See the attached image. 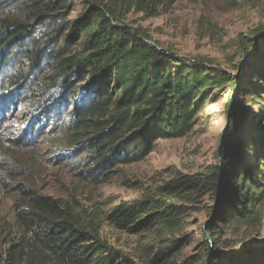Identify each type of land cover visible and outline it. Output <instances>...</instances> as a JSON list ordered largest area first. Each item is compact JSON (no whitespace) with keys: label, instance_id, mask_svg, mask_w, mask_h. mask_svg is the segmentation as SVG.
Instances as JSON below:
<instances>
[{"label":"trees","instance_id":"16d2710c","mask_svg":"<svg viewBox=\"0 0 264 264\" xmlns=\"http://www.w3.org/2000/svg\"><path fill=\"white\" fill-rule=\"evenodd\" d=\"M84 1L87 7L73 18L72 0H0V130L26 107L22 136L30 141L46 131L51 149L68 153L58 157L75 159L81 179L101 185L114 169L142 161L158 142L187 136L215 93L229 89L232 130L243 121L252 125L240 133L248 145L233 138L239 144L229 147L230 131L211 181H171L141 201L120 204L107 220L130 234L172 231L182 216L174 203L191 202L206 189L223 204L221 218L207 225L211 246L222 234L218 223L229 229L252 224L264 204V29L240 43L247 61L240 81L203 59L170 53L145 30L123 22L131 13L158 17L177 0ZM236 94L261 102L257 123L232 111ZM229 159L231 171L224 162ZM255 161L262 170L254 169ZM18 188L12 208L21 240L7 248L0 240V264L33 262L35 252L52 264H134L63 200L40 195L28 182ZM180 242L160 250L153 263L173 257ZM258 252L264 264V247ZM206 264L255 263L242 252L214 247Z\"/></svg>","mask_w":264,"mask_h":264},{"label":"rangeland","instance_id":"374dc122","mask_svg":"<svg viewBox=\"0 0 264 264\" xmlns=\"http://www.w3.org/2000/svg\"><path fill=\"white\" fill-rule=\"evenodd\" d=\"M76 18L87 7L84 0H72ZM263 1L248 3L245 0H177L172 10L150 18L131 13L124 24L145 30L152 39L170 53L187 59H203L214 67L236 75L242 81V70L247 61L239 51L242 40L255 38L264 29ZM260 36L258 35L257 38ZM255 60V58H254ZM216 97L200 113L193 130L185 137L160 141L152 153L142 161L118 167L107 183L95 185L81 179L76 160L58 155L64 148L52 150L47 133L34 135L32 140L22 136V129L29 119L28 109L20 110L0 130V240L6 246L19 244L20 233L15 230L13 204L17 201L18 185L27 182L39 194L61 199L72 212L83 219L84 225L101 241L127 256L134 264H206L209 250L230 253L242 252L258 264V251L264 247V204L257 219L250 225L229 229L218 223L222 234L213 246L207 225L221 218L223 204L206 189L194 194L191 202L174 203L181 208V223L172 231L152 230L130 234L119 230L107 217L122 203L141 201L171 181L183 178L197 182H209L219 164V152L225 146V136L231 131V140L246 147V135H241L252 125L245 121L232 130L231 115L227 103L231 93L226 89L215 93ZM264 103V102H263ZM232 107V106H231ZM237 108L238 119L257 123L261 102L250 97L235 95L232 111ZM233 142V141H232ZM238 142V144H239ZM238 144L229 142L235 149ZM58 152V154L56 153ZM228 158V157H227ZM231 171V160L224 161ZM254 169L262 170L255 161ZM264 172V170H263ZM241 180L235 182L238 185ZM196 195H198L196 197ZM206 227V228H205ZM11 230L3 239L4 231ZM180 240L178 251L170 259L153 263L154 256L163 248ZM244 248L253 249L250 251ZM33 262L48 263L39 252ZM262 260V259H261Z\"/></svg>","mask_w":264,"mask_h":264},{"label":"water","instance_id":"95a60500","mask_svg":"<svg viewBox=\"0 0 264 264\" xmlns=\"http://www.w3.org/2000/svg\"><path fill=\"white\" fill-rule=\"evenodd\" d=\"M221 152H219V163H220Z\"/></svg>","mask_w":264,"mask_h":264}]
</instances>
